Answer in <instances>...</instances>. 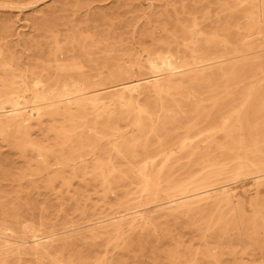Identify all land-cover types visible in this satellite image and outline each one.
I'll list each match as a JSON object with an SVG mask.
<instances>
[{
    "label": "bare ground",
    "instance_id": "1",
    "mask_svg": "<svg viewBox=\"0 0 264 264\" xmlns=\"http://www.w3.org/2000/svg\"><path fill=\"white\" fill-rule=\"evenodd\" d=\"M151 7L138 5L124 29L89 25L88 15L48 27L52 43L31 45L25 62L0 53V141L22 164L11 182L58 199L70 180L64 196L76 209L84 201L85 222L55 229L46 211L33 223L27 209L28 222L19 207L32 194L16 190L4 208L0 184V264H128L109 250L157 244V229L166 237L165 225L180 218L214 239L200 254L206 264H223L211 245L230 264L251 262L239 252L264 246V0ZM81 31L91 34L58 44ZM247 177L246 209L227 183ZM88 187L100 192L91 213ZM174 245L169 264L199 261Z\"/></svg>",
    "mask_w": 264,
    "mask_h": 264
},
{
    "label": "rangeland",
    "instance_id": "2",
    "mask_svg": "<svg viewBox=\"0 0 264 264\" xmlns=\"http://www.w3.org/2000/svg\"><path fill=\"white\" fill-rule=\"evenodd\" d=\"M86 3H89L90 11L85 10L86 7L83 5ZM150 4L157 6L159 0H126L119 3H115V0H0V26L6 28L5 32L0 34V53H4L7 60L25 62L27 56H31V45L38 46L41 44V48H45V44L52 43L51 33L47 31L48 27L67 23L68 20H74V23H81L84 20V16L88 15L89 25H102V28H109L111 24L121 23L120 26L124 29L125 26L130 24L133 13H138V5H141L140 9L147 14L152 9ZM63 34L58 37L59 45L67 44L69 41L78 38H86L91 33L90 31H81L74 36H62ZM130 42L134 43V41ZM133 46L137 48L135 44ZM259 55L261 56L262 53ZM142 77L147 78L149 82L151 81L150 75H143ZM23 108L24 112H29L31 103L24 104ZM21 167L22 164L19 158L0 141V184L3 186L2 190L7 196L1 199L4 208L10 207L14 203V199L10 197L17 190L22 198L26 193L32 194V199H21L20 201L22 204L19 207V212L21 215L23 214L24 220L29 222L31 217L26 215L25 212L30 209L33 213L31 218L33 223L39 218L42 211H46L48 215L45 222L48 224L55 223V229H58L61 223L68 225L71 223L78 226L85 224L79 218V210L83 208L84 201L81 200L79 203L80 208L76 209L74 201L66 200L64 196L67 190L66 184L70 180L65 181L56 189L60 197L54 199L51 195L46 194L41 187L33 188L34 185H26L23 181L20 187H17L15 182L12 183V180L18 178V172ZM103 172L107 173V170L104 168ZM3 174H8L5 180H2ZM73 181L75 182V180ZM227 186L234 190L237 195L243 194L242 198L246 201L244 206L247 209V202L254 195L250 177L229 181ZM77 188L73 183L71 190ZM88 189L90 201H87L85 205L87 207L86 210L91 213L92 205L95 203L99 205L97 199L100 192H95L91 187H88ZM55 216H59L57 221L54 219ZM165 227L167 231L166 237H162L160 229L156 231L157 244L152 242L141 247L134 244L128 254L109 250L107 256L113 254L116 258H121L128 264H169L168 255L176 249L174 243L177 241L183 244L178 249L179 254L183 255L187 260H190L195 254H199L196 257L199 260L196 264H206L200 258V254L205 253L206 245L204 243L211 244L214 239L209 236L203 237L200 231L189 225V221L186 218H180L178 224L175 221H169ZM231 234L233 241L238 242L237 239L235 240L234 232H231ZM260 239H263V237L260 236ZM98 241V244L101 245L103 240ZM244 246L245 248H251L248 244ZM212 247L213 245L209 246L211 253L216 254L223 264H230V256L226 250H216L212 249ZM97 250L102 252L98 253V255L104 254L102 246L98 247ZM232 250H239V246H233ZM238 257H243L244 260H251L247 264H264V246L260 249L240 251Z\"/></svg>",
    "mask_w": 264,
    "mask_h": 264
}]
</instances>
